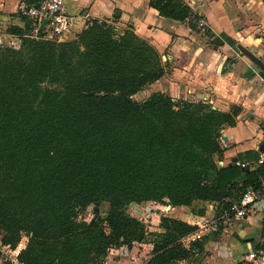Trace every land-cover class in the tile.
Here are the masks:
<instances>
[{
	"label": "trees",
	"instance_id": "16d2710c",
	"mask_svg": "<svg viewBox=\"0 0 264 264\" xmlns=\"http://www.w3.org/2000/svg\"><path fill=\"white\" fill-rule=\"evenodd\" d=\"M149 5L192 28L200 20L186 0ZM21 17L23 27L6 28L20 47L0 43V233L11 247L28 235L18 262L105 264L112 246L150 242L143 264H178L203 246L178 241L193 226L162 214L160 230L149 231L128 212L130 203L217 202L224 210L248 187L262 188L264 162L240 164L258 153H241L239 163L226 166L214 158L224 149L221 128L235 124L240 106L175 103L160 92L132 98L165 71L157 49L133 30L117 34L107 21L90 19L72 39L55 41L30 37L31 21Z\"/></svg>",
	"mask_w": 264,
	"mask_h": 264
},
{
	"label": "crops",
	"instance_id": "0c3cea01",
	"mask_svg": "<svg viewBox=\"0 0 264 264\" xmlns=\"http://www.w3.org/2000/svg\"><path fill=\"white\" fill-rule=\"evenodd\" d=\"M186 2L200 16L196 28L200 27L205 32L195 31L196 28L190 27L186 19L179 21L159 15L149 5V0H69L67 11L74 16L75 23L71 30L65 33V37L72 38L71 31H79L89 19L105 20L133 30L160 53H164L163 56L167 61L170 60L171 67L164 66L163 75L150 85L154 88L153 92L160 90L172 97L183 99H206L209 103L216 102L212 105L213 108H216L218 103L220 105L218 109L223 111H229L232 104L241 107L235 124L221 128L219 143L224 149L219 154V158H222L219 162L224 164L222 166L234 164L233 162L239 163L238 155L246 151H254L259 156L260 151L264 149V126H262L264 71L240 50V53L236 52L229 40L223 38L222 33L226 32L227 36L237 39L234 29L230 28L233 25L238 26L239 38L242 37L248 45L246 47L264 63L262 34L264 0H186ZM21 5L28 4L26 0H0L2 27L24 26L25 22L18 12ZM254 20L255 22L252 23ZM200 21H204L203 26H199ZM251 23L253 27H258L255 28V32H261L260 35H250L252 29L247 28L246 25ZM209 40L212 41V45H209ZM142 90L146 89L143 87L135 94ZM256 94L258 98L255 101L253 99L250 107V100ZM247 114L250 115L249 118L245 117ZM258 156L250 160L244 158L245 167L251 169L261 164L257 162ZM215 161L220 166L218 159ZM196 204L199 207L206 205L208 210L203 214L190 210L188 215L178 211L177 218L191 224L196 216L213 214L219 207L217 202L195 201L192 206ZM192 206L180 205L177 208H192ZM131 214L137 217L136 213ZM263 228L264 198L250 206L243 218H235L219 232L201 240L203 246L194 254L205 251L204 240H209L207 245L211 244L213 249L217 248L214 253L217 252L221 260L230 264L235 262L242 264L246 251L259 243ZM155 229L160 230L158 225ZM214 236L218 237L217 240L212 239ZM138 245L142 246V248L137 247L138 251H134L135 245L127 247V254L130 255L126 259L119 253L115 256L107 255L105 264H143L150 257L151 249L148 247L151 245L148 243ZM184 261L178 264H184Z\"/></svg>",
	"mask_w": 264,
	"mask_h": 264
},
{
	"label": "rangeland",
	"instance_id": "374dc122",
	"mask_svg": "<svg viewBox=\"0 0 264 264\" xmlns=\"http://www.w3.org/2000/svg\"><path fill=\"white\" fill-rule=\"evenodd\" d=\"M69 0H66V3H65V6H66V10H69ZM68 12V11H67ZM90 20V19H89ZM89 20H87L86 21V24H85V26L84 27H82L81 29H83V28H85V27H87V25H88V21ZM31 22H30V26H29V31H28V35L30 36V37H33V38H40V39H48V40H55V41H65V40H69V39H72L73 37H75V35L81 30H79V31H71L72 32V38H68V37H65V33L64 34H62V35H60V36H53V35H51V33L50 32H46V31H44L39 25L37 26V24H35L34 22H33V20H30ZM255 22V20L252 22V23H254ZM110 26H112V28H113V30H114V32L115 33H117V34H120V33H122V32H125V31H127V29H129V28H125V27H122V26H119V25H114V24H112V23H109V22H107ZM251 23V24H252ZM251 24H249V25H246V27L247 28H251L252 29V34H250L251 36H255V35H260V33L261 32H255V28H258V27H253V24L251 25ZM251 25V26H250ZM3 25H0V43L1 44H4V45H7V46H11V47H13V48H15V49H17V48H19L20 47V44H21V38L18 36V35H16V34H11V33H8V32H6L5 30H6V28H4V27H2ZM9 26V25H8ZM200 26V25H199ZM239 27L238 26H236V25H233L230 29L232 30V29H234V34L237 36V39H234V41H233V43H232V45H233V49L236 51V52H238V53H240L239 52V49L236 47V45L235 44H237V43H241V44H243V45H245V46H248V45H246L245 44V42H244V39H242V37L241 38H239V36L240 35H238V29ZM131 30V29H130ZM195 31H197V32H205V30H202L200 27H198V28H196V30ZM262 34L264 35V32H262ZM222 36H223V38H228V36H227V34H226V32H223L222 33ZM232 38V37H231ZM263 43H264V40H263ZM209 45H212V41H210L209 40ZM252 47V46H251ZM158 51V50H157ZM159 52V54H160V57H161V64H162V66H163V68H164V66L165 67H167V68H169V67H171L170 66V60L169 61H167L164 57L165 56H163V54L164 53H160V51H158ZM166 53V52H165ZM172 66H174V62H173V60H172ZM165 72V71H164ZM154 82H152V83H149V84H147V85H145L144 86V89H146V90H142L141 92H139L138 94H134V95H132V98L133 99H135V100H143V99H146V98H148L150 95H152L154 92H160V93H164V94H166V95H169V94H167V93H165V92H161L160 90H157V91H152L154 88H153V86H150L151 84H153ZM143 89V88H142ZM170 96V95H169ZM172 99H173V101L175 102V103H177V101L178 100H180V99H183V98H177V96H174V97H172V96H170ZM249 97V96H248ZM258 98V94H256L255 96H254V98H252V100H250V107L252 106V104H253V99H254V101L256 100ZM186 99H188V98H186ZM212 105H215L216 104V102L213 104V103H211ZM220 105L217 103V105L215 106L217 109H218V107H219ZM234 106V104H232L231 106H230V109L232 108ZM246 107V110L248 109L247 108V106H245ZM220 110V109H219ZM252 110V109H251ZM247 113H249V112H247ZM253 113V112H252ZM252 115V114H251ZM246 118H249L250 117V115L249 114H247L246 116H245ZM262 126H264V124H262ZM220 137H219V142H220ZM219 154L220 153H218V154H215L214 155V158H215V160H217L218 159V164L220 165V166H222V165H224L223 163H220L219 161L220 160H222V158H219ZM217 158V159H216ZM263 199V198H262ZM140 204V207H138L137 205H139ZM94 207V205H89L88 206V208H85V209H80L79 211H78V215H77V218H78V220H82L85 216H87L88 214H89V212L91 211V209ZM132 207V208H131ZM152 207H158V208H163V207H167L168 208V210L166 211V213L168 214V215H173V216H176L177 217V212L179 211V213H181V214H183V213H185L186 215H188L189 214V212H190V210L192 211V212H194L193 211V209H196V208H198L199 206H197V204L196 205H194L193 207V209L191 208V207H189V208H185V207H183V208H177V205H175V206H172V205H170L168 202H167V200H165V202L164 203H161V204H151L149 201H142V202H138V203H136V202H134V203H130L129 204V206H128V212L131 214L132 212H134V213H136L137 214V218L138 219H140V220H142L144 223H145V225H146V227H147V229L149 230V231H159V230H156L155 229V227L158 225L159 226V222H160V216L162 215V214H156V213H154V210L152 209ZM106 208H107V204H106V202H101L100 204H98V209H99V211H101L102 213H103V211H105L106 210ZM203 208H204V210H208V207L206 206V205H204L203 206ZM195 213V212H194ZM132 215V214H131ZM150 216V217H152V218H147V216ZM134 216V215H133ZM136 217V216H135ZM217 236H214V237H212V239L213 240H217ZM27 242H28V235L26 234V233H24V232H22L21 233V236H20V239H19V241L16 243V245L15 246H13V247H11V246H9V245H5V244H2L1 243V233H0V264H2L5 260H11V261H14L15 262V264H21L20 262H18L17 261V258H16V256H17V254H18V252L21 250V249H23L25 246H26V244H27ZM208 242H209V240H204V243H205V245H204V247L206 248L205 249V251L203 250L202 252L200 251L198 254H194V255H192L191 257H189L188 259H186L185 261H184V264H230V263H228V262H225V261H223V260H221V258H219V256H218V254H216L217 252H215L214 253V251H216V249L214 248L213 249V247L211 246V244H209V245H207L208 244ZM139 243H148V244H150V242H134L133 243V245H135L136 247H135V250L134 251H138V249H137V247L138 248H142V246H140V245H138ZM151 245V244H150ZM150 247V248H149ZM148 247V249H151L152 248V245L151 246H149ZM198 252V251H197ZM117 253H119V254H121V255H123V258H127V256L128 255H130V254H127L128 253V248H127V246H124V245H121V246H112V247H110L109 248V250H108V252H107V255H109V256H115V254H117ZM134 253H136V252H134ZM107 255H106V257H105V260H107ZM212 255V256H211ZM131 256H132V254H131ZM143 257V256H142ZM110 258V257H109ZM214 261H216V262H218V263H215ZM219 261H223L222 263H220ZM139 262V261H138ZM234 264H240L239 262L237 263V262H235Z\"/></svg>",
	"mask_w": 264,
	"mask_h": 264
},
{
	"label": "built area",
	"instance_id": "2783aa9c",
	"mask_svg": "<svg viewBox=\"0 0 264 264\" xmlns=\"http://www.w3.org/2000/svg\"><path fill=\"white\" fill-rule=\"evenodd\" d=\"M65 3L66 0H38L34 5H21L18 12L21 16L33 20L44 31L50 32L53 36H60L71 30L75 23L74 16L67 12ZM199 24L203 26L204 21H200ZM257 162H264V149L260 151ZM240 164L246 166L244 162ZM262 198H264V182L262 188L248 187L232 203L230 209H216L213 214L196 216L191 221L193 229L179 237L178 241L186 248L193 246L205 237L219 232L223 227L231 224L235 218H243L249 207ZM137 206L140 207V204ZM152 209L156 214H167L168 210L167 207H152ZM149 217L148 215L147 218ZM243 258L242 264H264V228L259 243L250 247Z\"/></svg>",
	"mask_w": 264,
	"mask_h": 264
},
{
	"label": "water",
	"instance_id": "95a60500",
	"mask_svg": "<svg viewBox=\"0 0 264 264\" xmlns=\"http://www.w3.org/2000/svg\"><path fill=\"white\" fill-rule=\"evenodd\" d=\"M236 45L238 49L241 51V53L248 56L261 70L264 71V63L263 61H261L259 57H257L251 50H249L246 46L242 45L241 43H237ZM233 163L236 164V162Z\"/></svg>",
	"mask_w": 264,
	"mask_h": 264
}]
</instances>
